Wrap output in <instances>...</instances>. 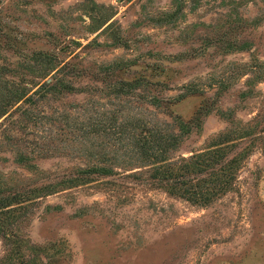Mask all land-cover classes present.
I'll return each instance as SVG.
<instances>
[{
	"label": "rangeland",
	"instance_id": "1",
	"mask_svg": "<svg viewBox=\"0 0 264 264\" xmlns=\"http://www.w3.org/2000/svg\"><path fill=\"white\" fill-rule=\"evenodd\" d=\"M0 264H264V0H0Z\"/></svg>",
	"mask_w": 264,
	"mask_h": 264
},
{
	"label": "trees",
	"instance_id": "2",
	"mask_svg": "<svg viewBox=\"0 0 264 264\" xmlns=\"http://www.w3.org/2000/svg\"><path fill=\"white\" fill-rule=\"evenodd\" d=\"M104 170V168H102Z\"/></svg>",
	"mask_w": 264,
	"mask_h": 264
}]
</instances>
